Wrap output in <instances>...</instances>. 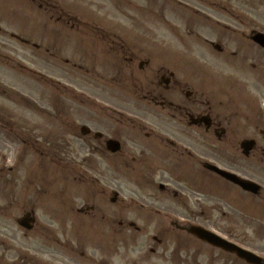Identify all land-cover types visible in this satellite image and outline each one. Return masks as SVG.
<instances>
[{
  "label": "flooded vegetation",
  "instance_id": "af4514ba",
  "mask_svg": "<svg viewBox=\"0 0 264 264\" xmlns=\"http://www.w3.org/2000/svg\"><path fill=\"white\" fill-rule=\"evenodd\" d=\"M6 1L10 7L42 13L44 22L59 23L61 30L58 32L65 40L72 32L74 37L78 36L76 41L80 40L85 45L91 41L103 54L112 56L108 62L105 60L101 63L85 61L81 57L77 63L71 57H65L64 62L71 64L67 67L77 69L83 81L92 79L105 88L104 92L110 98L125 104L133 103L134 108L137 106V110L142 113L140 119L136 115L132 118L121 109L103 102L102 108L111 113L114 123L102 131L86 124L77 127V135L85 138L86 154L82 160L88 170L75 171L77 174H71L72 180L77 183H80L78 179L88 180L89 186L91 182L106 180V189L99 188L96 192L98 195H109V207L100 215V220H90V231L86 230L84 222L68 225L71 229L66 228L63 245L67 256L72 257V253H75L73 245L76 244L81 249L78 253L84 259V264H116L120 247L130 250L137 246L135 237L144 234L149 223L158 219L166 224H161L154 233L144 234L145 250L141 251V256L133 258L131 264H201L203 248L215 253L225 264L233 263L224 255L242 261L233 253L214 247L189 232L193 225L200 224L192 220L206 215V201L200 197L188 198L174 186L184 184L203 194L206 183L202 185V181L210 178L242 190L215 171L207 169L208 164L220 165L216 153L207 157L205 144H219L222 141L231 144L233 141V157L234 151L239 150L243 158L253 161L256 158L264 163V148H258L255 138H243L239 147L236 146V126H231L235 111L231 104L229 106L218 100L220 94H225L223 90L213 92L212 80L215 76L205 59L214 58L215 61L228 62L231 66L237 63L248 73L258 74L262 67L264 73V47H259L251 39L253 33L259 30L264 32V29L252 22L243 23L242 18L245 16L243 11L253 10L257 0H151L154 22L162 24V27L167 26L173 38L184 48L188 44L191 49H196V46L198 49L192 54L133 60L130 56L133 52L129 51L122 36L114 31L113 21L109 18L120 14L125 16L130 7L138 10L137 0H134L136 7L132 0ZM69 4L76 6L70 8ZM81 5L88 6V9ZM164 6H168L169 17H165L162 11ZM89 12L95 15L90 16ZM8 18L10 22L15 20L11 14ZM44 27L47 29V24ZM10 29L7 32L11 39L31 44L30 38L19 35L17 28ZM22 32L30 35L26 30ZM238 34L246 45L230 46L228 40H238ZM116 40L121 45L118 50L114 45ZM98 42L99 45L95 44ZM45 48L46 53L51 51L50 46ZM241 49L245 50L244 64L237 59ZM196 53L198 57L194 56ZM32 72L39 75L47 87L51 85L49 75ZM67 73L69 75L71 72ZM85 99L90 100L88 96ZM239 99L244 102V97ZM72 132L76 135L74 128ZM238 132L242 133L243 129L238 128ZM259 133L262 134L263 130H259ZM62 139L64 137L58 138L57 134L50 144L55 145ZM244 139H254L248 152L240 146ZM256 150H259L258 156L254 154ZM53 154L59 163L63 161L67 164L56 152ZM159 176L160 181L155 182ZM189 176L194 181L192 184L187 180ZM119 178L125 181L130 178L137 187L147 188L148 192L152 190L150 195L157 193V200L168 199L179 211L159 208L141 199H134L132 195L128 198L120 196V187L113 188V182ZM198 186L204 189L200 190ZM191 199L192 203L189 201ZM95 211L96 206L86 205L77 207L74 214L79 219L94 218ZM130 213L135 216H129ZM118 240L121 242L120 247ZM91 248L94 252L87 253ZM209 260L213 261L214 258L209 257Z\"/></svg>",
  "mask_w": 264,
  "mask_h": 264
},
{
  "label": "rangeland",
  "instance_id": "374dc122",
  "mask_svg": "<svg viewBox=\"0 0 264 264\" xmlns=\"http://www.w3.org/2000/svg\"><path fill=\"white\" fill-rule=\"evenodd\" d=\"M132 2L134 7L136 2L140 8L137 10L130 7L125 16L120 14L109 18L113 21L114 31L122 36L129 51L133 52L132 55L128 52V55L132 56L131 60L174 57L192 54L198 49L196 46L193 50L188 44H185L184 48L173 38L174 35L167 26L162 27V24L154 22L151 0ZM68 6L74 8L76 5ZM253 7L250 12L243 11V23L252 22L251 24L264 29V0L255 1ZM162 11L165 12V17H169L167 6H164ZM9 14L15 18L14 21L10 22ZM88 14L95 15L92 12ZM42 17L43 14L36 10L30 14L28 10L10 7L8 1L0 0V264L85 263L79 256L78 250L81 249L76 244L73 245L75 253H72V257L67 256V250L63 248L65 230L71 229L69 224L84 222V227L90 231V220H100V215L109 207V195H98L96 192L99 188L106 189V180L91 182L90 186L87 185L88 180L78 179L80 183L72 180L71 174H77L75 171L88 170L87 164L82 160L86 154L85 138L77 135V127L86 124L102 131L107 125L114 123L111 113L102 108L103 102L121 109L132 118L136 115V118L140 119L142 114L137 110V106L134 108L133 103L125 104L110 98L109 94L104 92L105 88L92 79L83 81L79 71L67 67L71 64L64 62L65 57L75 59H72L73 62H79L81 57L85 61L101 63L105 60L108 62L112 56L103 54L91 41L87 42V45L80 40L76 41L78 36L74 37L72 32L65 40V37L57 32L61 30L59 23H54V20L44 22ZM46 24L47 29L44 27ZM10 28H17L18 34L30 38L31 44L11 39L7 32ZM25 30L30 35L22 32ZM236 37L238 40H228L230 46L246 45L245 40L241 39L242 36L238 34ZM32 44L37 46L33 47ZM114 45L117 50L121 47L117 40ZM47 46H50L51 51L46 53ZM50 52L53 54L50 55ZM244 53L245 50L241 49L237 58L243 64ZM194 56L198 57L199 54ZM205 59L215 76L212 80L213 92L223 90L225 94H220L218 100L229 106L231 104L235 111V115L231 117V126H236V146L239 147L243 138H255L258 148H264L262 67L258 75L257 72L248 73L238 67L237 63L231 66L228 62L215 61L214 58ZM32 70L44 76L49 75L51 85L47 88L39 75L36 76ZM68 71L71 72L69 75ZM85 96L90 100H86ZM241 97H244V102L240 101ZM73 128L76 135L72 132ZM238 128L243 129V132H238ZM259 130H263V133L260 134ZM57 134L58 138L64 139L55 145L50 144ZM233 143L232 141L231 144ZM231 144L228 141L205 144L207 157L216 153L215 157L222 168L256 181L262 187L258 195L243 193L224 181L210 178L202 181V185L206 183L205 189L198 186V189H204L203 194L184 184L174 187L188 198L205 199L206 215L192 221L221 233L264 258V163L256 158L254 161L243 158L239 150L234 151L233 157ZM258 151L254 152L256 156ZM55 152L64 158L67 164L63 161L59 163L56 157L53 158ZM49 155H52L51 159ZM192 172L194 173L193 170ZM187 180L190 184L194 182L191 176ZM159 181L160 176L155 178V182ZM118 186L119 194L124 198L132 195L134 199H141L159 208L179 211L168 199L157 200V193L150 195L152 190L148 192L147 188L137 187L130 178L127 181L120 178L117 182L114 181L113 188L117 189ZM189 201L192 203V199ZM86 205L96 206L95 217H75L76 208ZM65 211L68 212L67 215ZM26 212L34 213L36 219L32 231L24 230L16 223V219ZM129 216L135 214L130 213ZM161 224L166 223L155 219L149 223L145 233L156 232ZM144 234L135 237L137 246L130 250L120 247L121 242L118 240L120 249L116 264H131L133 258L141 256L139 254L146 247ZM91 251L94 252L92 248L88 252L86 250L87 253ZM202 254L201 264H209L207 260L211 264H225L206 248H203ZM224 256L230 258L233 264H245L234 256ZM209 257L214 260H209Z\"/></svg>",
  "mask_w": 264,
  "mask_h": 264
},
{
  "label": "water",
  "instance_id": "95a60500",
  "mask_svg": "<svg viewBox=\"0 0 264 264\" xmlns=\"http://www.w3.org/2000/svg\"><path fill=\"white\" fill-rule=\"evenodd\" d=\"M253 39L255 40V42H257L259 45H261L262 47H264V34L263 33H257L253 36ZM253 142L252 141H248L245 140L242 143V147H244L247 151L252 148ZM208 168L210 169H214V171H216L217 173H219L222 177L227 178L228 180H230L233 183L238 184L241 188L246 189L248 191H251L253 193L256 194V192L259 191L260 187L255 183L249 181V180H243L241 178H239L237 175L232 174L226 170H221L220 168H217L214 165H208ZM34 219L30 217L29 214L23 216V218L19 219V224L21 226H25L26 228H31V222H33ZM192 233H195L197 236H199L201 239L208 241L209 243H212L214 245H218L220 247H222L223 249H227L230 250L232 252H236L241 258H243L246 262H249L251 264H263V262H261V258L257 257L256 255H254L251 252H247L245 250H242L241 248H239L238 246L236 247L234 244L229 243V242H225L224 240L218 238L216 235H213L212 233L206 231V230H202L198 227H194L191 229Z\"/></svg>",
  "mask_w": 264,
  "mask_h": 264
}]
</instances>
